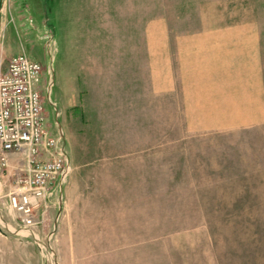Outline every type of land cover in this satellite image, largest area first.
Wrapping results in <instances>:
<instances>
[{"label": "rangeland", "instance_id": "374dc122", "mask_svg": "<svg viewBox=\"0 0 264 264\" xmlns=\"http://www.w3.org/2000/svg\"><path fill=\"white\" fill-rule=\"evenodd\" d=\"M0 1V46L8 31L44 67L70 159L32 225L9 202L16 163L0 168V264H264V125L175 126L157 93L167 29L264 39V0Z\"/></svg>", "mask_w": 264, "mask_h": 264}, {"label": "crops", "instance_id": "0c3cea01", "mask_svg": "<svg viewBox=\"0 0 264 264\" xmlns=\"http://www.w3.org/2000/svg\"><path fill=\"white\" fill-rule=\"evenodd\" d=\"M164 34L157 93L163 115H176L175 126L227 131L264 125V39L259 27L224 24L171 35L167 29ZM7 37L8 31L1 37L0 72L15 56ZM13 162L17 166L16 158Z\"/></svg>", "mask_w": 264, "mask_h": 264}, {"label": "built area", "instance_id": "2783aa9c", "mask_svg": "<svg viewBox=\"0 0 264 264\" xmlns=\"http://www.w3.org/2000/svg\"><path fill=\"white\" fill-rule=\"evenodd\" d=\"M44 71L19 54L0 72V168L8 172L17 159L9 174V202L26 225L33 224L34 211L47 205L70 171L63 137L46 124Z\"/></svg>", "mask_w": 264, "mask_h": 264}, {"label": "water", "instance_id": "95a60500", "mask_svg": "<svg viewBox=\"0 0 264 264\" xmlns=\"http://www.w3.org/2000/svg\"><path fill=\"white\" fill-rule=\"evenodd\" d=\"M0 232H2V229H1V227H0Z\"/></svg>", "mask_w": 264, "mask_h": 264}, {"label": "trees", "instance_id": "16d2710c", "mask_svg": "<svg viewBox=\"0 0 264 264\" xmlns=\"http://www.w3.org/2000/svg\"><path fill=\"white\" fill-rule=\"evenodd\" d=\"M2 4H1V1H0V6H1Z\"/></svg>", "mask_w": 264, "mask_h": 264}]
</instances>
